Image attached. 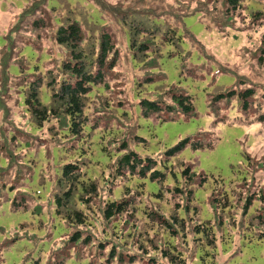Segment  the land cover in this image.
I'll return each instance as SVG.
<instances>
[{
  "label": "rangeland",
  "instance_id": "rangeland-1",
  "mask_svg": "<svg viewBox=\"0 0 264 264\" xmlns=\"http://www.w3.org/2000/svg\"><path fill=\"white\" fill-rule=\"evenodd\" d=\"M61 11L71 17L68 21L81 22L85 44L98 45L100 36L108 34L117 52L115 68L106 75L105 84L93 90L86 104L85 116L90 129L105 121L108 129L113 127L107 133L117 134L113 143L108 139L100 142L96 136V150L104 146L113 151L125 143L128 150L142 156L162 154L156 158L160 162L167 150L186 138H195L203 145V149L196 151L188 145L166 163L168 170L160 165V172L166 176L164 183H153L150 178L143 181L151 200L162 185L169 187L162 190L167 203H148L139 190H132V202L139 211L134 218L105 220V206L121 191L119 188L127 178L116 177L118 168L112 162L104 168L105 173L102 166L96 167L98 155L89 148L88 136L73 139L64 119H51L42 130L36 131L27 116L24 97L38 77L21 79L17 78L19 73L10 74V69L14 71L16 67L21 73L29 72L40 59L47 61L50 57V64L41 65V70L44 74L54 72L61 60L68 59L53 35L55 23L64 22ZM258 13L262 15L256 18L254 15ZM39 19L47 25L46 29L34 27ZM176 31L182 33L190 50L184 65L178 64L183 68V79H190L196 86L190 92L168 86V83H177L179 77L170 66H162L163 58L166 63L177 58L163 52L167 40ZM131 39H136L137 46L153 45L150 53L144 56L139 50L133 52ZM27 48L34 49L35 56L28 54ZM152 57L162 59L161 65L154 62L157 71L148 68ZM166 70L168 78L163 75ZM153 72L157 74L152 75ZM208 82L210 87L217 84L210 88V93L220 91L230 82L234 83L232 90L236 93L253 89L255 97L249 101V112L244 113L236 99L230 104L217 105L213 103L215 95L205 98L199 85ZM182 85L191 87L184 81ZM155 88L152 94L156 95L148 97V91ZM187 93L193 100L192 116L196 115L193 118L183 116L172 99ZM45 99L50 101L47 94ZM142 99L159 105L161 114L143 118ZM261 116H264V0H245L237 12L216 0H0V158L5 159V162L0 160L5 167L0 166V264H107L112 250L117 253V259L110 264H119L120 258L128 264L127 256H136V264H148L150 259L169 264L152 249H148V257L143 255L140 246L146 243L148 233L153 239H159L160 246H165L163 234L169 231V214L176 215L174 211L178 207L181 208L178 216L186 217L182 208H190L188 205L192 202H196L203 215L208 210L214 218L212 225L218 246L210 252L207 263L201 257L197 261V250H207L200 248L206 239L203 241L204 237L197 238L194 233L198 222L187 223L185 219L183 232L174 242L170 240L175 254L185 264H264V123L259 121ZM137 137L145 139L148 147ZM82 139L87 160L79 164L100 178L101 189L89 210L94 226L70 231L53 211L52 196L60 176L59 165L68 158L74 163L80 158L73 149L78 150ZM100 160L102 163L105 159ZM181 162L188 163L184 169H190L192 180L184 179L180 186ZM39 167L44 168L40 183ZM241 172L248 176L245 174V178ZM203 178L207 179L204 185ZM171 185L177 186L181 195ZM9 187L14 189V196L8 193ZM32 191L36 195L38 192V197ZM249 198L254 207L246 215L244 208ZM13 199L19 205L18 211L13 209ZM36 209L39 215L32 214ZM148 216L153 220H148ZM75 231H81L84 238L91 237L92 246L81 243L72 246L69 236ZM100 244L103 250L99 249Z\"/></svg>",
  "mask_w": 264,
  "mask_h": 264
},
{
  "label": "trees",
  "instance_id": "trees-1",
  "mask_svg": "<svg viewBox=\"0 0 264 264\" xmlns=\"http://www.w3.org/2000/svg\"><path fill=\"white\" fill-rule=\"evenodd\" d=\"M216 1L224 2L228 9L237 12L241 8L242 3L245 0ZM260 15L262 14L258 13L254 16H256V18H259ZM60 17L64 18V22L60 23L59 21H57L55 23V26L57 27L55 32L53 33L54 41L59 47H61L65 51L66 55L68 56V59L63 62L61 60L59 66L57 65L58 68L56 71H49L46 74L42 72L41 65L50 64L52 60L51 57L50 60L47 59V61L44 59H40V63L34 65L29 72L26 71L21 73L20 69L17 67L14 71H12V68L10 69V74L13 76L19 73L17 78L23 79L25 76L29 78L38 77V81H36L35 84H31L28 95L26 96V98L24 97V106L26 107V113L27 116L31 119L33 128L36 131L42 130L43 126L46 123L50 122L51 119H64L68 129L67 132L73 139L82 138L85 135L88 136L89 148H93L92 151L97 153L98 155L97 157L95 156V158H97L96 167L102 166L103 173H105L106 170L104 168H106V166H108L110 162H112L118 168L117 170L119 173L116 174V177L120 179L127 178V181L124 183L123 187L119 188L121 191H117L114 197H112L105 206L103 215L107 222H112L116 218L124 216L134 218V216L139 214V211L133 204L131 197V192L135 189L141 192L143 199L148 200V203H167L168 199L165 200V196L163 198L162 190L164 188L169 187H164L162 185L159 190V193L157 195H154L155 199L151 200L150 198H148V187L143 181H146L148 180V178H150L153 183H164L166 181V176L160 172L161 169L159 168V166L162 165L164 166V169L168 170L166 163L170 159H174L175 157L180 155L188 145H190L195 151L203 149V145L201 146L202 143H200L198 140L196 141L195 138H186L182 140L178 145L167 150L163 154L164 157L160 162L157 161L156 158L161 156L162 154L151 157H148V155L142 156L139 153L128 150V146L125 143H122L119 149H116L118 148L116 147L115 149H113V151L109 150L108 148H105L104 146L101 147L100 151L96 150L94 148L96 136L101 139L100 142L104 141L105 139H108L110 143H113V137H117V134L114 133L115 136H112L107 133L112 132L111 128L113 127L108 129L105 121L97 123L94 129H90L87 125L88 119L85 116L86 104L90 95L93 93V90L97 88L98 85L105 84L106 75L109 71H112L115 68V65L117 64V52L115 51V48L112 44V39L108 34H104L102 37L100 36L98 45L97 43L85 44V29L82 26L81 22L78 20L68 21L71 17L65 16L63 11H61ZM34 27L38 29H46L47 25H45V23L41 19H39V21L34 23ZM174 33H172V35L174 34L173 37L167 40L166 50L163 52H167V54L169 53V55H171L172 57L176 56L177 58L175 59L178 61L175 62L176 60H174L166 63V58H163L162 60L156 57H152L149 63L150 67L148 68H154V71H157V67H154V62L157 61L161 65L160 60H162V63L164 61L162 66H170L174 71L173 74L179 77V79L177 78V83L173 85H170L168 83V86H170L171 88L178 87L180 90L190 92L192 91V87L196 86L190 82V79H183V68H181V64L178 65L181 62L184 65V63L187 61V56L189 55L190 50L188 48V45L183 40L182 33L178 31ZM135 37L139 38L137 37V35H135ZM135 40L132 41L131 39L130 44L131 50L133 52L139 50L138 53H143L144 56L150 53V49L153 45H150V43H144L140 46H137ZM26 50L28 51V54L35 56L36 51L34 49L29 50L27 48ZM190 58L191 56L188 58V61H190ZM156 74L157 73L153 72L152 75ZM163 75L168 78L167 70L166 75L164 73ZM182 81L191 85V87L183 85L180 86V83ZM152 82L153 81H149L148 83ZM210 85V82H208L206 85L205 83H201L199 85L203 88L205 92V98H208V96L211 95H215V97H211L214 98L213 103H216L217 105L221 104L222 102H228L230 104L233 100L236 99L240 102L241 110L244 113L249 112L251 108L249 101L255 97L253 89L248 88L236 93L234 90H232V88L234 87V83L230 82L229 84H224L221 87L220 91L210 93V88L213 89L217 84L214 87H210ZM155 90L156 88L151 92L148 91V97H150L149 94H152ZM46 94L50 97V101H46ZM172 99L173 103L181 111L183 116L191 118L196 116H192L195 113V109L193 106V100L188 93L186 94V96H173ZM140 107L143 109L144 112L143 118L147 119H150V116L159 115L162 112V109L159 105L147 99L141 100ZM232 117H236V115H232ZM259 121L260 123H264V116L259 117ZM140 140L145 141L147 144V141L145 139ZM83 142V139L79 142L78 150L73 149L75 152L78 153L80 157L76 159L75 163L71 162V159L68 158V161L62 162L59 165L58 173L60 174V176L56 183L55 195L52 196L53 199L51 198L53 211L61 220H63L68 225L70 231L71 228H88L93 225L91 220L92 215L89 213V210L91 208L93 200L98 197L101 189L100 178L91 175L90 172L86 169V167H82L79 164V161L87 160L86 153H83ZM210 148H212V146ZM101 157L105 159L102 163L100 160ZM0 160L3 159L0 158ZM246 160L247 162H249L248 157ZM3 161L5 162V159ZM4 162H0L1 167L4 166ZM180 165L182 169V181L180 183L181 186V184L185 181L184 179H186L187 182H190L192 178L189 175L190 169L188 167L184 169L185 165H188V163L181 162ZM39 168H41L38 169V171L40 172V183V180H42L41 178L43 177L44 168ZM171 173L174 174L173 170H171ZM241 174L245 178L246 175L248 176V173L246 172H241ZM103 179H105V177ZM203 179L204 180L202 184L204 185V183L207 182V179ZM242 180L243 177L238 182L241 183ZM215 181L222 182L216 179ZM213 186L214 184L212 185V187ZM171 187H174V192L176 194L181 195V191L179 188H177V186L171 185ZM7 190L8 193L11 194V196H14V189L9 187L7 188ZM32 192L36 197H38V192L37 195L36 191ZM208 193L209 192H207V194ZM47 194L48 193H46V195ZM50 194L51 193H49L48 195ZM13 200L15 201L13 209L15 207L14 211H18L16 210V208H18L16 206L19 205L15 199ZM188 206L190 208H182L187 213L186 217L184 218L178 216L177 211L181 209H179L178 207L174 211L176 215L169 214V231H165L163 234L165 246H160V243L158 242L159 239H153L152 235H149L148 233L147 241L146 243L140 246L139 251L142 252L143 255L148 257V249H152L153 252H155L157 255L159 254L162 260L167 261L169 264H185L184 261H182L180 257L175 254V248L173 247L174 245H172L171 241L173 240L174 242L178 238L179 233L181 231L183 232V229H185L186 219L187 223L190 220L198 222L194 229V233L197 238L204 237L202 239L203 241L204 239H206V241L202 243L200 248H206L208 251L202 249V251L199 252L200 249H198L196 260L198 261V257H201V261L203 263H207L208 258L210 257V252L217 250L218 246L217 237L214 232V226L212 225V223L214 222V218H212V215L208 212V210L206 214L203 215L200 212V209L197 207L196 202H192ZM253 207V200L249 198L244 208L245 214L246 212H251ZM25 211L30 210L25 209ZM31 212L34 215L40 214V211L37 209ZM207 213L209 216L207 215ZM149 219L153 220V217L148 216V220ZM152 232H154L153 228L151 230V233ZM69 237V243L72 244V246L81 243L85 247H90L93 244L91 237L84 238L81 231H75L74 233H71ZM99 249L103 250L104 246L100 244ZM115 259H117V253L112 250L110 258L106 262L107 264H110ZM137 259L138 258L136 256L126 257V261H128V264H136ZM118 263L126 264L123 258H120ZM148 264L159 263H157L154 259H150Z\"/></svg>",
  "mask_w": 264,
  "mask_h": 264
}]
</instances>
